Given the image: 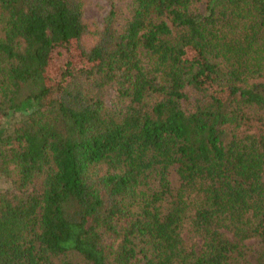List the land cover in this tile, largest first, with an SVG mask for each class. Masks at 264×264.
<instances>
[{
  "label": "trees",
  "instance_id": "trees-1",
  "mask_svg": "<svg viewBox=\"0 0 264 264\" xmlns=\"http://www.w3.org/2000/svg\"><path fill=\"white\" fill-rule=\"evenodd\" d=\"M107 3L0 0V264H264V0Z\"/></svg>",
  "mask_w": 264,
  "mask_h": 264
},
{
  "label": "rangeland",
  "instance_id": "rangeland-1",
  "mask_svg": "<svg viewBox=\"0 0 264 264\" xmlns=\"http://www.w3.org/2000/svg\"><path fill=\"white\" fill-rule=\"evenodd\" d=\"M109 11V4L107 0H84V20L87 23L90 32L95 30H99L102 28L105 17ZM93 43V36L89 33L85 36V45L86 47H90ZM73 48H70L72 50ZM66 55L71 57L72 67H82L84 64L81 59L76 57V54L73 51L69 53L63 52L62 55L54 54L50 61L49 74L51 77L52 85L56 84L59 81L60 74L62 73V66L64 65V61ZM113 98V93H109L106 97V104L109 108H111V101ZM7 187L6 184L0 183V188L5 189ZM229 239H233V236L227 234ZM183 238V247L186 251H198L202 244V240L200 238H193L191 234L185 232L182 234ZM255 243L254 240H246L243 242L244 246H252Z\"/></svg>",
  "mask_w": 264,
  "mask_h": 264
}]
</instances>
